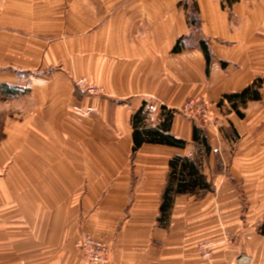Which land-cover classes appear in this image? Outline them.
Wrapping results in <instances>:
<instances>
[{"label":"crops","instance_id":"obj_1","mask_svg":"<svg viewBox=\"0 0 264 264\" xmlns=\"http://www.w3.org/2000/svg\"><path fill=\"white\" fill-rule=\"evenodd\" d=\"M194 5L199 26L189 24ZM22 33L28 69L48 74L31 80L28 94L43 99L29 118H44L45 133L99 128L112 141L95 144L94 155L77 150L70 157L58 140L50 149L58 153L31 158L37 167H60L50 178L34 177L57 209L52 218L45 211V225H3L0 264H85L77 248L85 235L111 245V264H264V88L243 118L227 102V113L216 107L224 95L264 79V0H0L6 103L22 95ZM201 41L209 44V72ZM82 78L102 95L75 94L72 81ZM199 96L216 107V125L205 128L209 152L193 141L194 121L175 115L169 134L184 148L144 143L133 153L132 119L142 107L146 127L157 128L162 108L178 110ZM177 156L196 159L212 190L178 195L162 224L167 172ZM67 214L74 225L49 224Z\"/></svg>","mask_w":264,"mask_h":264},{"label":"rangeland","instance_id":"obj_2","mask_svg":"<svg viewBox=\"0 0 264 264\" xmlns=\"http://www.w3.org/2000/svg\"><path fill=\"white\" fill-rule=\"evenodd\" d=\"M22 22V25L28 24V22ZM24 34L25 33H22V95L17 101L10 103L3 102L0 99V158L2 159L4 157L6 162L5 165H0L1 233L3 232V225L48 224V221H46L47 215L44 214L45 211L50 210L47 211L50 216L53 213L52 210L57 209V204H54L55 199H52L53 197H51L52 195L50 192L47 193L44 191V188H36L38 183L37 181L34 182V177L35 175H42L50 178L49 175L52 174V171L57 168L60 169V167L51 165L37 167L31 165V158L40 159L52 157V155L58 153V151H52L50 149H52V144L57 143L58 140L68 147V150H64L63 152L66 156L70 157L75 156L77 150L85 155V157L94 155L93 153L95 150L92 147H94L95 144L97 145L99 143L100 145H104L105 143L112 141V136L100 133L98 131L99 128H97V130L78 131L76 128L74 129L70 127L68 129V127H65L66 129H63V134L45 133L46 127L44 124V118H37V121L29 118V112L32 107L34 108L35 104L39 105V102L43 99L40 92H37L36 94L37 102H35V98L30 96V93L28 94L31 80L45 77L48 74L45 75V70L28 69L31 63L28 60V53H23L24 44L28 42V37L24 36ZM49 76L51 77V74H49ZM79 80L80 79H73L72 81L75 94L80 93L83 94V96L98 97L80 91L76 86V83ZM32 88L35 89L36 86L35 88L34 86ZM42 88L44 87L42 86ZM39 89L40 87L37 88L38 91ZM33 97H35L34 91ZM189 104L193 106L190 108L188 107ZM211 107V103L205 102L203 97L199 96V98L195 97L186 100L178 110L167 111L171 112L172 116L181 115L187 119H191L196 124V127L202 130L205 135V128L207 126H210L212 123L216 125L213 109L219 107L221 113H227L228 111L224 105L222 107L219 105L215 108ZM148 120L149 124H155L154 117L151 116ZM71 147H74L75 149L73 150ZM77 147L80 149H77ZM16 158L19 159L18 161L20 164H14ZM131 159L132 157L129 158L132 165L133 159ZM70 202L71 199L65 201L64 208L66 210L71 208ZM46 207L48 209H46ZM124 214V217L126 218L128 215L127 211H124ZM52 217L54 216H50V218ZM74 218V214H67L65 215L64 221L58 222L54 220V222H50L49 224L74 225L71 223ZM78 253L82 256L79 249Z\"/></svg>","mask_w":264,"mask_h":264},{"label":"trees","instance_id":"obj_3","mask_svg":"<svg viewBox=\"0 0 264 264\" xmlns=\"http://www.w3.org/2000/svg\"><path fill=\"white\" fill-rule=\"evenodd\" d=\"M238 0H226L228 5ZM194 15L189 17V24L191 26H199L198 9L194 5ZM209 44L205 41H201L200 46L206 57L207 71L209 72L212 62V56L209 49ZM179 44L175 47L177 48ZM264 88V79H256V81L248 86L240 93L226 94L223 96L219 103L222 107L224 103H228L231 109L238 114L241 118L244 117L242 109L247 106L251 101H258L261 99L260 90ZM163 121L157 128L146 127V111L145 107H142L137 114L133 116L132 124L134 128L133 133V153L144 144H161L171 147L184 148L186 146L185 141L176 139L169 134L173 116L171 112H168L165 108H162ZM193 141L196 144H201L207 152L210 150L208 139L204 135L203 131L197 127H194ZM167 176L166 187L162 195V201L160 206V217L158 221L162 224H166L171 214V210L174 204V200L178 195H196L199 192L211 191L212 185L207 181L205 175L202 173L200 165L196 159L188 157H174L169 163V172Z\"/></svg>","mask_w":264,"mask_h":264},{"label":"built area","instance_id":"obj_4","mask_svg":"<svg viewBox=\"0 0 264 264\" xmlns=\"http://www.w3.org/2000/svg\"><path fill=\"white\" fill-rule=\"evenodd\" d=\"M77 88L83 93H88L91 96L102 95V90L88 83L85 79H80L76 83ZM193 105H188L192 107ZM77 248L81 251L85 264H111L112 263V248L111 245L103 240L96 239L92 236H85L77 244Z\"/></svg>","mask_w":264,"mask_h":264}]
</instances>
